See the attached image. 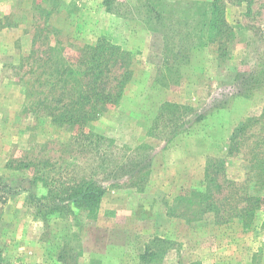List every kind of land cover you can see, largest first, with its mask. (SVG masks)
Instances as JSON below:
<instances>
[{"label": "rangeland", "instance_id": "374dc122", "mask_svg": "<svg viewBox=\"0 0 264 264\" xmlns=\"http://www.w3.org/2000/svg\"><path fill=\"white\" fill-rule=\"evenodd\" d=\"M100 34L131 76L80 131L56 121L58 59L74 68ZM84 181L103 189L94 214L43 206ZM245 193L261 203L243 227ZM0 258L264 264V0H0Z\"/></svg>", "mask_w": 264, "mask_h": 264}, {"label": "trees", "instance_id": "16d2710c", "mask_svg": "<svg viewBox=\"0 0 264 264\" xmlns=\"http://www.w3.org/2000/svg\"><path fill=\"white\" fill-rule=\"evenodd\" d=\"M105 5L109 10V3ZM219 11L214 4L211 6L208 13L212 15V18L208 22V30L214 31L215 37L219 35L216 41L221 46L225 42L222 38L227 36L224 33L230 28L224 18L216 17ZM206 15L205 11L204 16ZM204 26H206L205 23ZM63 59V56L58 59L63 68L58 81L62 84L61 88H65L63 96L69 95V98L61 105L62 112L58 114L59 119L56 121L69 124L81 131L86 124L98 118L102 107L107 104H116L124 93L131 76L128 69L132 61L131 54L128 50H123L119 45L109 41L105 35L100 34L95 42L84 44L79 49L74 68H70L71 64H67ZM165 67L171 68L169 65ZM116 70H121L118 75H114ZM67 85L68 87H65ZM56 189V187H49L48 194L43 198L46 202L43 206L47 210L50 207L52 210H69L72 205H75L87 210L89 214H94L103 195V189L93 181H84L65 187L63 189L65 197H60ZM58 197L62 198L59 200L63 203L53 201ZM238 199L242 205L236 208V217L240 218L242 226L246 227L259 209L261 198L255 194L245 193ZM199 205H203V210L210 208L209 202L199 201ZM168 215L170 216L169 213ZM155 240L161 243L171 242L170 239L161 237H156ZM0 264H5L1 258Z\"/></svg>", "mask_w": 264, "mask_h": 264}]
</instances>
